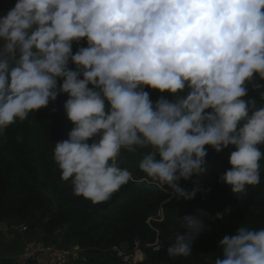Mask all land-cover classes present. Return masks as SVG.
<instances>
[{"label": "clouds", "instance_id": "obj_1", "mask_svg": "<svg viewBox=\"0 0 264 264\" xmlns=\"http://www.w3.org/2000/svg\"><path fill=\"white\" fill-rule=\"evenodd\" d=\"M254 78L264 81V0H16L0 17V133L66 94L72 128L54 161L93 204L133 180L122 151L141 153L158 190L190 201L199 189L179 181L205 172L208 148H231L219 181L245 198L264 159V105L245 99ZM207 215L177 216L170 259L192 254ZM217 249L214 264H264V228L242 224Z\"/></svg>", "mask_w": 264, "mask_h": 264}, {"label": "trees", "instance_id": "obj_2", "mask_svg": "<svg viewBox=\"0 0 264 264\" xmlns=\"http://www.w3.org/2000/svg\"><path fill=\"white\" fill-rule=\"evenodd\" d=\"M86 46L85 41H80L73 47V54L77 47ZM254 82L261 87L246 85L245 99H254L260 107L264 105V81L254 78ZM144 90L153 102L161 96L154 90ZM165 98L170 97L165 94ZM66 99V94L58 95L46 108L30 113L23 122L17 121L0 133V223L4 222L8 228L22 225L36 230L45 241H51L59 231L63 247L78 246L82 251L71 264H127L113 249L126 246V254H131L135 244L144 248L145 259L131 264H214L220 255L217 243L224 235H232L242 224L264 228V159L260 184L249 187L245 198L237 199L230 187L219 181L229 168L231 148L219 154L208 148L204 172L207 177L200 180L195 175L179 183L190 192L199 189L192 200L186 201L187 213H178L183 202L171 197L167 186L158 190L139 171V151L121 152L118 163L131 172L133 180L108 201L93 204L75 196L71 182L62 180L54 161V144L67 139L72 128L63 110ZM260 150L264 152V146ZM160 208L162 220L149 221ZM197 210L208 214L207 230L194 240L190 256L170 259L166 250L180 224L172 216L193 215ZM217 213L223 214V220L216 218ZM156 241L163 244L158 251L152 246ZM0 264L14 262L1 258Z\"/></svg>", "mask_w": 264, "mask_h": 264}, {"label": "built area", "instance_id": "obj_3", "mask_svg": "<svg viewBox=\"0 0 264 264\" xmlns=\"http://www.w3.org/2000/svg\"><path fill=\"white\" fill-rule=\"evenodd\" d=\"M20 232L26 233L28 236L17 254L13 256L14 264H71L78 259L82 252L78 246L66 248L53 243L52 240L45 241L39 232L32 235L23 226ZM113 250L118 253L117 248Z\"/></svg>", "mask_w": 264, "mask_h": 264}, {"label": "rangeland", "instance_id": "obj_4", "mask_svg": "<svg viewBox=\"0 0 264 264\" xmlns=\"http://www.w3.org/2000/svg\"><path fill=\"white\" fill-rule=\"evenodd\" d=\"M15 3H16V0H0V17H3L4 15H6V13L14 6ZM197 177L200 180H202V179L206 178L207 175L203 173V174L198 175ZM181 182H185V181L184 180L179 181V183H181ZM170 194H171V197H174L172 192H170ZM181 201L183 202V206L179 207L177 211L179 214L180 213H187L186 201L184 199H181ZM177 216H178V214H174L172 217L177 219L178 218ZM162 218H163V208H160L156 213H154L152 215V217L149 219V221H160V220H162ZM21 227H22V225H13V227H11V228L7 227V229L5 231H0V260H1V258H4V255H3L4 250H1V249H4L3 248L4 245L15 244V241H12V240H14L15 237H19L18 235H21V233H20ZM28 232H31L32 235H35L37 233L36 230H30V229H28ZM55 234L56 235L54 236L52 241L54 243L62 246L64 244V242H63V238L61 236V233L59 231H57ZM2 244H3V246H1ZM162 245L163 244H161L160 241H156L152 246L155 249H158L159 246L161 248ZM17 246H19V245H17ZM117 250H118L117 255L118 256L120 255V258L127 264L141 262L145 259L144 248L138 244H135L131 254H126V251H127L126 246H122L121 249H117ZM79 257H80V255H79ZM79 257H78V259H79Z\"/></svg>", "mask_w": 264, "mask_h": 264}, {"label": "crops", "instance_id": "obj_5", "mask_svg": "<svg viewBox=\"0 0 264 264\" xmlns=\"http://www.w3.org/2000/svg\"><path fill=\"white\" fill-rule=\"evenodd\" d=\"M21 235H18L19 237H15L14 240L12 241H15V244H11V245H4L3 244L1 246H3L4 249H1V250H4L3 251V255H4V258L6 259H11L13 260V256L17 254V252L19 251L21 245L24 243L25 239L27 238V234L26 233H22L20 232ZM11 241V242H12ZM53 242V241H52ZM54 243V242H53ZM19 245V246H17ZM10 247V248H9ZM14 248V249H13Z\"/></svg>", "mask_w": 264, "mask_h": 264}, {"label": "water", "instance_id": "obj_6", "mask_svg": "<svg viewBox=\"0 0 264 264\" xmlns=\"http://www.w3.org/2000/svg\"><path fill=\"white\" fill-rule=\"evenodd\" d=\"M7 229V225L4 222L0 223V231H5Z\"/></svg>", "mask_w": 264, "mask_h": 264}, {"label": "bare ground", "instance_id": "obj_7", "mask_svg": "<svg viewBox=\"0 0 264 264\" xmlns=\"http://www.w3.org/2000/svg\"><path fill=\"white\" fill-rule=\"evenodd\" d=\"M140 257V256H139Z\"/></svg>", "mask_w": 264, "mask_h": 264}]
</instances>
